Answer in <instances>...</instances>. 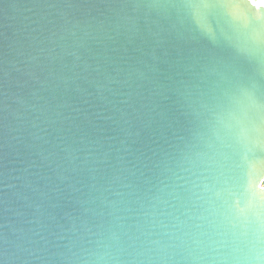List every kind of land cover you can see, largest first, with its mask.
<instances>
[{
  "label": "water",
  "instance_id": "obj_1",
  "mask_svg": "<svg viewBox=\"0 0 264 264\" xmlns=\"http://www.w3.org/2000/svg\"><path fill=\"white\" fill-rule=\"evenodd\" d=\"M0 264H264L261 0H0Z\"/></svg>",
  "mask_w": 264,
  "mask_h": 264
},
{
  "label": "snow or ice",
  "instance_id": "obj_2",
  "mask_svg": "<svg viewBox=\"0 0 264 264\" xmlns=\"http://www.w3.org/2000/svg\"><path fill=\"white\" fill-rule=\"evenodd\" d=\"M261 4H264V0H261Z\"/></svg>",
  "mask_w": 264,
  "mask_h": 264
}]
</instances>
